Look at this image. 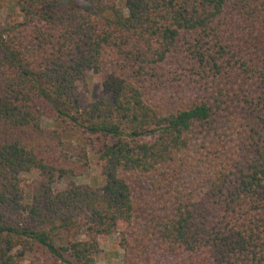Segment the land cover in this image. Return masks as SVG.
Here are the masks:
<instances>
[{
    "label": "trees",
    "instance_id": "1",
    "mask_svg": "<svg viewBox=\"0 0 264 264\" xmlns=\"http://www.w3.org/2000/svg\"><path fill=\"white\" fill-rule=\"evenodd\" d=\"M90 72L109 97L84 105ZM115 234L124 264H264V0L8 6L0 264H99Z\"/></svg>",
    "mask_w": 264,
    "mask_h": 264
},
{
    "label": "rangeland",
    "instance_id": "2",
    "mask_svg": "<svg viewBox=\"0 0 264 264\" xmlns=\"http://www.w3.org/2000/svg\"><path fill=\"white\" fill-rule=\"evenodd\" d=\"M12 2L13 0H0L1 21L5 19L8 6H10ZM77 93L84 105L102 101L109 97V94L105 92L102 87L100 76L92 72L88 73L85 78L79 82L77 86ZM67 142L73 155H76L83 145V141L79 138L78 133H73L72 135L70 134ZM91 158L93 161L92 168L89 173L85 174L83 178V181L86 183H90L92 178L100 175V169L97 165V161H95L93 157ZM25 180V189L28 194L36 193L42 183V178L38 173H33L29 176H26ZM57 187L61 188V181L58 182ZM101 244L102 252L98 257L99 264H124L125 253L120 247L119 234H115L110 239H102ZM35 256L36 257L31 255V259L27 262V264H49L48 258L42 252H38Z\"/></svg>",
    "mask_w": 264,
    "mask_h": 264
}]
</instances>
